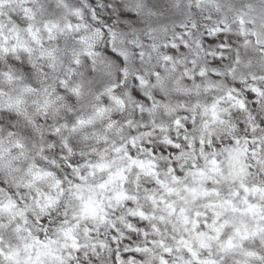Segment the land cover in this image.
<instances>
[{
	"label": "clouds",
	"instance_id": "clouds-1",
	"mask_svg": "<svg viewBox=\"0 0 264 264\" xmlns=\"http://www.w3.org/2000/svg\"><path fill=\"white\" fill-rule=\"evenodd\" d=\"M0 264H264V0H0Z\"/></svg>",
	"mask_w": 264,
	"mask_h": 264
}]
</instances>
